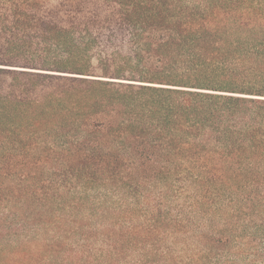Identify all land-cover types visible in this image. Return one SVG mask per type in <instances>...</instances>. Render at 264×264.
Instances as JSON below:
<instances>
[{
    "label": "trees",
    "instance_id": "1",
    "mask_svg": "<svg viewBox=\"0 0 264 264\" xmlns=\"http://www.w3.org/2000/svg\"><path fill=\"white\" fill-rule=\"evenodd\" d=\"M0 264H264V0H0Z\"/></svg>",
    "mask_w": 264,
    "mask_h": 264
}]
</instances>
